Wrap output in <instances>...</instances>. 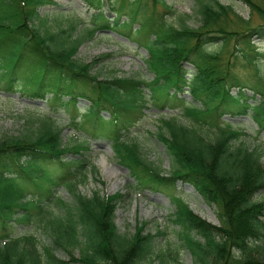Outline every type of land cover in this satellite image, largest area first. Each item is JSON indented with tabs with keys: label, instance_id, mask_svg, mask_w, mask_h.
Listing matches in <instances>:
<instances>
[{
	"label": "trees",
	"instance_id": "obj_1",
	"mask_svg": "<svg viewBox=\"0 0 264 264\" xmlns=\"http://www.w3.org/2000/svg\"><path fill=\"white\" fill-rule=\"evenodd\" d=\"M83 1L91 10L89 24L78 27L68 22L50 31L42 29L45 18L38 9L53 0H0V90L18 89L51 105L53 113L64 109L70 115L69 125L94 137L109 138L118 164L128 170L138 187L164 191L160 187L187 184L208 205H215L219 225L172 197L175 212L170 220L179 228L194 264H264V197L257 199L264 194L260 151L241 141L245 133L239 127L218 121V114L226 111L249 114L264 131V75L257 60L251 59L254 55L264 58L251 41L255 33L264 38V22L251 26L249 19L219 0H194L201 18L197 27H177L170 22L174 10L166 0ZM104 1L113 12L111 18ZM240 1L264 20V0ZM232 14L241 30L230 28ZM129 24L131 28H127ZM111 27L126 29L138 46L145 47L150 80L92 74L93 66L110 57L108 54L89 63L76 59L85 38ZM234 39L243 47L229 52ZM240 55L258 75L251 84L231 73ZM233 86L239 88L237 94L231 92ZM145 88L158 104L181 103L182 113L192 119L190 125L176 118L161 119L158 138L172 159L167 176L143 157L136 141L124 138L145 115L150 100ZM247 89L254 92L252 97ZM185 91L193 102L181 96ZM79 100L88 103L80 122L76 119ZM31 122L37 123L33 130L0 136V264H68L54 257V247L63 249L72 263L151 264L152 259L164 263V254L157 255L156 250L161 230L150 234L137 225L132 235L119 231L115 211L124 199L120 192L103 196L97 191L89 197L78 192L75 178L81 176L79 183L88 178L81 152L88 147L85 140L65 141L62 129L49 115ZM62 185L70 203L55 195ZM51 202L63 212L61 216L46 210ZM17 223H44L52 247H44L41 253L32 236L11 238V225ZM76 249L79 258L72 254Z\"/></svg>",
	"mask_w": 264,
	"mask_h": 264
},
{
	"label": "rangeland",
	"instance_id": "obj_2",
	"mask_svg": "<svg viewBox=\"0 0 264 264\" xmlns=\"http://www.w3.org/2000/svg\"><path fill=\"white\" fill-rule=\"evenodd\" d=\"M172 6L174 13L168 19L177 27L188 25L197 27L201 24V18L196 11L194 0H166ZM225 5H231L238 15L245 19H249L251 26H258L264 20L253 12L251 7L240 0H219ZM105 3L106 15L113 17L112 10ZM39 15L45 18L42 29L55 31L59 27H65L68 22L76 23L78 27L89 24V16L91 10L83 0H53L52 4L41 6L38 9ZM231 29L242 27L236 24L238 19L232 14ZM124 18L122 16L121 20ZM126 20V18H124ZM136 27L137 25L134 24ZM129 24L127 28H131ZM112 28V27H111ZM102 30H96L91 37L85 38L80 45L76 59L89 63L95 58L108 54L110 57L101 59L93 66L91 73L97 74L99 78H110L113 76L139 77L143 80H150L152 73L148 70L146 59L148 53L143 46H138L135 36L126 29L115 27ZM118 32L128 36L129 39L119 35ZM258 33V32H257ZM253 34L251 36L255 43V50L258 54L264 53V38ZM243 47L242 42L233 40L228 51L237 52L238 48ZM251 53H255L253 50ZM234 61V57L226 55ZM257 57V59H256ZM260 67L261 73L264 75V58L261 55L252 56ZM252 61V62H253ZM257 65V64H256ZM186 68L193 70L192 65L187 64ZM255 68L248 60L240 55L231 73L240 80H245L248 84L257 80L258 75L255 74ZM149 98V103L145 109L144 117L130 128L129 133L124 137L128 140H134L138 143L143 157L159 167L164 176L169 175L172 166V159L162 141L158 138L159 128L161 127L162 118H176L177 121L185 125H190L192 119L182 113L183 105L181 103L170 102L167 105L157 103L150 98L149 89H144ZM239 88L231 87V92L237 94ZM247 95L253 96L254 92L250 89L246 90ZM181 96L187 101L193 102L188 91ZM256 99L260 96L256 95ZM86 100H79L78 114L76 119L80 122L81 114L87 105ZM162 105V106H161ZM197 106L202 108L200 103ZM41 99H34L21 93L18 89L11 91L0 90V136L2 135H21L28 132L27 129L33 130L35 125H31V120L37 121L42 116H52L55 126L62 129L64 140L68 143H74L85 140L88 146L81 152L87 161L85 172L87 179L79 183L81 178L78 175L73 182L77 186L78 192L86 197L92 193L99 192L103 196H111L120 192L124 199L117 206L115 211V222L120 232L132 235L137 225H143L146 233L156 234L161 230L163 235L156 236L157 255L164 254V263L157 259H152L151 264H194V260L190 252L183 246L179 236V228L171 223L170 216L175 212V206L172 197L182 199L191 210L203 218L204 220L219 225L218 209L215 205H208L203 198L195 191V189L187 184L177 183L173 189L162 188L165 191H155L151 189L140 188L133 181L129 172L118 164L117 159L111 151V140L100 136L94 137L88 132L69 125L70 115L67 111L60 110L55 113ZM56 108L58 106H52ZM226 114L219 115L218 121L225 124L231 122L239 127L243 134L241 141L258 148L261 155V162L264 165V131L260 130L249 114L233 115L226 111ZM103 115L107 116V111L103 110ZM220 118V119H219ZM30 120V121H29ZM29 121V122H28ZM215 128V127H214ZM215 130V129H214ZM212 134V133H211ZM57 197L61 198L65 203L71 202V197L65 185L60 186L56 190ZM264 194L257 197L262 199ZM46 210L61 216V212L55 202L45 205ZM11 238H21L24 236H32L35 239V247L41 253L44 247H52L51 239L44 229V223L31 224H14L11 225ZM1 243V241H0ZM74 258H79L78 250L72 252ZM54 257L68 264H82L81 262H70L67 253L60 248H53ZM142 264H149L148 261Z\"/></svg>",
	"mask_w": 264,
	"mask_h": 264
}]
</instances>
